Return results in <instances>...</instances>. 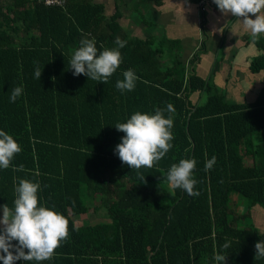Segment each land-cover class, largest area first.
Here are the masks:
<instances>
[{"label": "trees", "instance_id": "16d2710c", "mask_svg": "<svg viewBox=\"0 0 264 264\" xmlns=\"http://www.w3.org/2000/svg\"><path fill=\"white\" fill-rule=\"evenodd\" d=\"M120 15L116 5L106 14L93 0H65L64 6L0 0V130L21 147L9 168H0V206L14 208L19 179L39 182L40 205L64 215L69 233L51 259L16 264H217V253L225 264H264L254 247L264 230L241 223L250 207L264 208V84L252 100L228 102L210 79L194 73L205 50L203 10L188 67L178 40L130 35ZM86 35L98 51L116 47L117 36L127 41L107 83L73 75L70 60ZM248 67L264 69V53ZM128 69L138 79L134 90L121 92L116 82ZM15 87L23 93L13 103ZM168 104L175 109L173 147L152 168L122 163L114 150L125 134L116 124ZM213 156L216 163L206 171ZM193 158L198 196L167 181L172 164ZM20 165L24 170L16 171ZM232 193L247 201L242 213ZM90 207L110 222L78 225L69 214Z\"/></svg>", "mask_w": 264, "mask_h": 264}, {"label": "clouds", "instance_id": "9594fccd", "mask_svg": "<svg viewBox=\"0 0 264 264\" xmlns=\"http://www.w3.org/2000/svg\"><path fill=\"white\" fill-rule=\"evenodd\" d=\"M218 10L227 15L243 18V26L250 30L252 40L255 42L258 36L264 33V0H213ZM250 14L255 19L250 18ZM80 46L76 49L70 60V68L73 75H85L97 82L107 83L110 76L117 70L122 62L119 49L124 48L127 41L116 37L114 48H104L98 51L94 38L84 36L80 40ZM41 68L34 72L37 80L41 76ZM123 80L116 82V88L121 92L132 91L138 77L133 70L128 69L123 73ZM23 93L22 87H15L9 97L10 102H15ZM167 111L170 115L165 117ZM175 112L171 104L166 109L157 108L154 114L141 113L139 111L131 115L124 123H117V131L125 135L116 145L115 153L122 163L131 169L139 170L141 167L152 168L173 147L170 143L174 139L171 129ZM21 151L16 140L0 130V168H9L14 156ZM216 163L213 156L205 163V170H210ZM195 159H181L171 165L167 173V181L175 190L183 189L189 196H198L195 191L197 181L193 178ZM23 171V165L15 169ZM144 177H142V180ZM41 189L39 182L28 179H19L15 187L16 198L14 208L7 205L0 206V261L2 264H16L17 261L42 262L52 258L54 251L67 239L68 219L60 212L47 206H41L38 191ZM13 241H16L14 244ZM230 247L228 242L222 246ZM255 257H264V241L255 243ZM27 250V251H25ZM217 264H225L226 256L217 253L214 257Z\"/></svg>", "mask_w": 264, "mask_h": 264}, {"label": "crops", "instance_id": "0c3cea01", "mask_svg": "<svg viewBox=\"0 0 264 264\" xmlns=\"http://www.w3.org/2000/svg\"><path fill=\"white\" fill-rule=\"evenodd\" d=\"M93 1L103 3L106 14L112 13L116 5L121 12L119 22L130 35L178 40L185 67L189 66L201 38L200 11L203 10L205 50L192 65L194 73L210 79L214 90L228 102L252 100L264 84V69L251 72L248 67L252 58L264 53V47H259L257 40L253 42L250 30L241 22L242 17L222 14L213 0ZM250 18L255 19L251 14ZM258 38L263 43L264 33Z\"/></svg>", "mask_w": 264, "mask_h": 264}, {"label": "rangeland", "instance_id": "374dc122", "mask_svg": "<svg viewBox=\"0 0 264 264\" xmlns=\"http://www.w3.org/2000/svg\"><path fill=\"white\" fill-rule=\"evenodd\" d=\"M209 93H213V92L211 91ZM205 97H206V93H202L201 96L199 97L200 101L204 100ZM258 138H259L258 134H254V140L258 141ZM231 199L236 200L234 205H236L235 209L238 211V213H242L244 210H246L247 201L245 200L244 197L238 194L232 193ZM249 210H250V215H248L247 217H244V219L241 220V223H244V224L251 223L257 226L259 229L264 230V208L259 205H254L250 207ZM69 214L71 215L75 223L78 225L93 224L96 222H110V219L106 216L104 211H100L99 209L93 210L91 207L85 213L75 214V213H72V210H70Z\"/></svg>", "mask_w": 264, "mask_h": 264}, {"label": "built area", "instance_id": "2783aa9c", "mask_svg": "<svg viewBox=\"0 0 264 264\" xmlns=\"http://www.w3.org/2000/svg\"><path fill=\"white\" fill-rule=\"evenodd\" d=\"M37 2H40L44 5L48 6H64L65 0H36Z\"/></svg>", "mask_w": 264, "mask_h": 264}]
</instances>
